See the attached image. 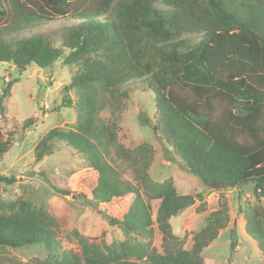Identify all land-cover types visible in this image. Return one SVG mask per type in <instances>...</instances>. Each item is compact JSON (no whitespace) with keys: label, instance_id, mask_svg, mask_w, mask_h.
Here are the masks:
<instances>
[{"label":"trees","instance_id":"16d2710c","mask_svg":"<svg viewBox=\"0 0 264 264\" xmlns=\"http://www.w3.org/2000/svg\"><path fill=\"white\" fill-rule=\"evenodd\" d=\"M57 21L69 24L29 32ZM58 60L77 67L64 87L75 94L76 101L65 102L77 120L68 130H49L35 148L36 160L58 145L81 157V169L70 179L47 184L61 196L103 206L107 227L119 236L96 241L73 230L80 249L64 250L46 205L0 201V251L36 245L46 251L43 259L1 257L0 264H203V250L229 221L227 205L222 201L208 213L184 249L170 220L201 194L179 195L171 178L152 180V148L124 146L116 124L99 117L134 93L152 96L155 131L186 172L215 190L252 185L255 204L240 214L264 264L262 0H0V64L20 74ZM37 119L28 118L22 128ZM12 147L0 131V161ZM119 157L127 160L134 183L123 179ZM15 182L0 175L1 184ZM154 225L161 252L152 246Z\"/></svg>","mask_w":264,"mask_h":264},{"label":"rangeland","instance_id":"374dc122","mask_svg":"<svg viewBox=\"0 0 264 264\" xmlns=\"http://www.w3.org/2000/svg\"><path fill=\"white\" fill-rule=\"evenodd\" d=\"M66 24L69 22L57 21L46 27L32 28L29 32H56ZM24 36L26 34L19 37ZM76 72V66L64 65L61 60L47 69L28 67L20 74L12 65L0 64V96L7 82L12 81L9 94L0 100V131L4 139L13 143V147L0 161V175L16 178V182L11 185L0 183V201L20 198L35 205H46L58 222L60 246L64 250L77 252L80 244L73 230L96 241H109L119 235L107 227L103 206L61 196L47 184L48 180L62 184L64 180L70 179L81 169V157L58 145L52 154L36 160L35 148L49 130H68L76 123V111L66 107L65 102L66 99L76 101L75 94L64 90ZM153 114L152 96L134 93L119 109L106 107L99 117L116 124L119 141L124 146L136 147L144 143L152 148L149 167L152 180L162 182L171 178L179 195L201 194V199L170 220L173 233L183 240V248L190 249L193 234L205 225L208 213L217 210L224 201L229 221L218 232L217 238L203 250V264H262L261 254L255 241L245 233V221L240 214L248 205L255 204L252 185L215 190L201 183L183 169L178 158L160 139L153 124ZM30 117H37L41 121L30 129H23L22 123ZM119 158L122 167H125L123 179L134 183L127 160ZM158 204L157 200L152 202L153 218ZM152 246L161 252L162 236L156 225L153 226ZM45 256V249L38 245L0 251V258L8 257L21 262L43 259Z\"/></svg>","mask_w":264,"mask_h":264}]
</instances>
